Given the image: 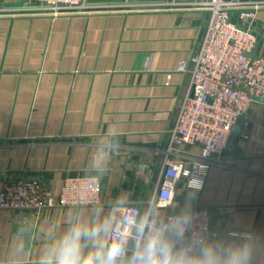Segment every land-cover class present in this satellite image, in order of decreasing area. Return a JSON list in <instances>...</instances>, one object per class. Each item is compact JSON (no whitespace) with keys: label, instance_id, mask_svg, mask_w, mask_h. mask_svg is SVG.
<instances>
[{"label":"crops","instance_id":"obj_1","mask_svg":"<svg viewBox=\"0 0 264 264\" xmlns=\"http://www.w3.org/2000/svg\"><path fill=\"white\" fill-rule=\"evenodd\" d=\"M86 3L88 14L51 18L30 14L25 8L33 0H0V190L7 180L26 179L58 197L66 178L93 176L103 203L38 215L0 211V264H38L73 215L113 217L131 204L144 212L154 196L167 134L188 84L177 69L198 50L208 16L163 9L160 0ZM253 30L264 32V10ZM254 55L264 57V41ZM112 130L120 133V148L98 169L96 138ZM182 151L201 153L199 147ZM225 158L233 166L210 170L192 208L212 212L221 242L236 239L231 233H251V264H264L263 101L251 105ZM189 193L182 182L173 205H183Z\"/></svg>","mask_w":264,"mask_h":264},{"label":"built area","instance_id":"obj_2","mask_svg":"<svg viewBox=\"0 0 264 264\" xmlns=\"http://www.w3.org/2000/svg\"><path fill=\"white\" fill-rule=\"evenodd\" d=\"M25 8L34 16L58 18L90 13L86 0H33ZM163 9L205 13L207 27L198 50L182 61L178 73L188 76L167 144L153 198L146 203L160 211L174 204L176 190L183 182L206 184L214 166L231 168L225 158L235 127L249 114L251 105L264 102V57L254 55L264 41V32H254L257 16L264 10V1L255 0H160ZM245 23L246 27H241ZM199 147L198 156L183 148ZM195 178L199 179L197 181ZM103 205L101 184L97 177L70 176L63 182L58 197L47 185L34 180L18 179L3 182L0 190V211L25 216L52 209L99 208ZM193 231L207 240L219 241L220 233L213 227L212 212L194 207ZM143 213L140 205L131 204L114 215L117 230L129 214ZM239 233H231L236 238Z\"/></svg>","mask_w":264,"mask_h":264},{"label":"clouds","instance_id":"obj_3","mask_svg":"<svg viewBox=\"0 0 264 264\" xmlns=\"http://www.w3.org/2000/svg\"><path fill=\"white\" fill-rule=\"evenodd\" d=\"M119 136L112 130L96 138L92 161L98 169L118 152ZM201 186L190 185L183 205H165L171 209L167 215L161 216L149 203L143 213L125 216L118 230L110 214L93 212L87 220L73 215L64 233L45 247L38 264H251V233L225 243L193 231L192 205Z\"/></svg>","mask_w":264,"mask_h":264},{"label":"water","instance_id":"obj_4","mask_svg":"<svg viewBox=\"0 0 264 264\" xmlns=\"http://www.w3.org/2000/svg\"><path fill=\"white\" fill-rule=\"evenodd\" d=\"M153 2H130V3H128L127 5L128 6H144V5H149V4H152ZM113 6H123V5H125V3H121V4H112ZM239 131H240V126H237V127H235L234 128V130H233V133L234 134H237V133H239Z\"/></svg>","mask_w":264,"mask_h":264}]
</instances>
